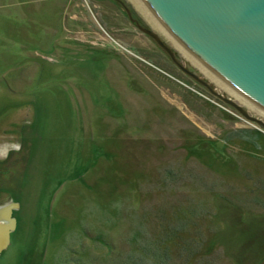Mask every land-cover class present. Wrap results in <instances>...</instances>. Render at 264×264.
Here are the masks:
<instances>
[{
    "label": "rangeland",
    "instance_id": "374dc122",
    "mask_svg": "<svg viewBox=\"0 0 264 264\" xmlns=\"http://www.w3.org/2000/svg\"><path fill=\"white\" fill-rule=\"evenodd\" d=\"M125 2L264 120L137 0ZM8 200L16 228L0 264H264V130L109 2L0 0Z\"/></svg>",
    "mask_w": 264,
    "mask_h": 264
},
{
    "label": "water",
    "instance_id": "95a60500",
    "mask_svg": "<svg viewBox=\"0 0 264 264\" xmlns=\"http://www.w3.org/2000/svg\"><path fill=\"white\" fill-rule=\"evenodd\" d=\"M157 22L229 87L264 111V0H143ZM130 16V13L127 11ZM172 63L193 82L264 130V120L250 114L237 97L221 94L189 60L152 29L139 26ZM165 36V35H164ZM171 37V38H172ZM15 204L0 206V252L16 228Z\"/></svg>",
    "mask_w": 264,
    "mask_h": 264
},
{
    "label": "flooded vegetation",
    "instance_id": "af4514ba",
    "mask_svg": "<svg viewBox=\"0 0 264 264\" xmlns=\"http://www.w3.org/2000/svg\"><path fill=\"white\" fill-rule=\"evenodd\" d=\"M99 2H109L111 5H113L116 9H118V11L123 15V17H125L128 22L134 26V28H136L137 30H139L141 32V34H143L144 36H146L150 42L163 54L167 57V59L172 63V61L169 59V57L166 55V53L164 51H162L157 45L156 43L146 34H144L140 29L139 26L144 27V28H149L154 30L162 39V41H164L165 43H167L169 46L170 44L168 43L167 39L164 37V33H161V31H159L158 29L152 27L150 24H146L144 23L143 19L139 16L136 15L134 9H132L130 6L127 5V3L125 2V0H96ZM127 11L130 13V16L127 14ZM171 47V46H170Z\"/></svg>",
    "mask_w": 264,
    "mask_h": 264
},
{
    "label": "bare ground",
    "instance_id": "6f19581e",
    "mask_svg": "<svg viewBox=\"0 0 264 264\" xmlns=\"http://www.w3.org/2000/svg\"><path fill=\"white\" fill-rule=\"evenodd\" d=\"M137 3H139V5L144 9L143 11H147L149 14H151V16H152V12L149 10V8H148V6L145 4V2L143 1V0H137ZM168 33V32H167ZM181 45V44H180ZM182 46V45H181ZM182 49H184L183 51L185 52L186 51V53H188V54H190L189 53V51L188 50H186L183 46L181 47ZM186 55V54H185ZM193 56V54H190V56ZM194 58H196V57H194L193 56V59ZM197 59V58H196ZM195 60V59H194ZM198 60V59H197ZM197 60H195V62L197 61ZM197 62H199V63H201L199 60L197 61ZM202 64V63H201ZM201 66V65H200Z\"/></svg>",
    "mask_w": 264,
    "mask_h": 264
},
{
    "label": "crops",
    "instance_id": "0c3cea01",
    "mask_svg": "<svg viewBox=\"0 0 264 264\" xmlns=\"http://www.w3.org/2000/svg\"><path fill=\"white\" fill-rule=\"evenodd\" d=\"M6 156H7V157H6L5 159H6V160L9 159L10 153H7ZM9 201H10V200H8V201H4V202L0 203V206H2V205H6V204H9Z\"/></svg>",
    "mask_w": 264,
    "mask_h": 264
},
{
    "label": "trees",
    "instance_id": "16d2710c",
    "mask_svg": "<svg viewBox=\"0 0 264 264\" xmlns=\"http://www.w3.org/2000/svg\"><path fill=\"white\" fill-rule=\"evenodd\" d=\"M12 216H13V214H12Z\"/></svg>",
    "mask_w": 264,
    "mask_h": 264
}]
</instances>
